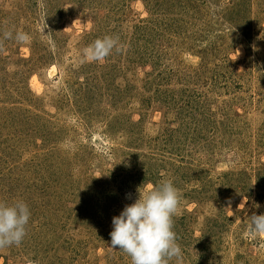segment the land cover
<instances>
[{
  "label": "rangeland",
  "instance_id": "rangeland-1",
  "mask_svg": "<svg viewBox=\"0 0 264 264\" xmlns=\"http://www.w3.org/2000/svg\"><path fill=\"white\" fill-rule=\"evenodd\" d=\"M129 153L178 189L168 264H264V0H0V203L31 212L0 264H131L113 218L153 184Z\"/></svg>",
  "mask_w": 264,
  "mask_h": 264
},
{
  "label": "clouds",
  "instance_id": "clouds-1",
  "mask_svg": "<svg viewBox=\"0 0 264 264\" xmlns=\"http://www.w3.org/2000/svg\"><path fill=\"white\" fill-rule=\"evenodd\" d=\"M11 37V32L4 33L5 39ZM15 39L27 43L30 37L18 31ZM113 50H122L119 38L105 36L86 47L83 56L89 62H99ZM139 193L135 203L125 206L121 214L113 218L110 247H118L130 256L131 264H168L173 258H180L182 250L173 230V217L177 214L180 198L173 181L163 180ZM30 216V208L23 200L0 203V249L22 243ZM250 219L251 231L264 234V214H253Z\"/></svg>",
  "mask_w": 264,
  "mask_h": 264
},
{
  "label": "trees",
  "instance_id": "trees-1",
  "mask_svg": "<svg viewBox=\"0 0 264 264\" xmlns=\"http://www.w3.org/2000/svg\"><path fill=\"white\" fill-rule=\"evenodd\" d=\"M242 5V4H241ZM239 5V6H241ZM112 128H115L114 126ZM114 130V129H113ZM114 151H118V152H122V156H124V150L123 149H120V150H117L119 148H112ZM132 152V151H130ZM116 153V152H115ZM129 158H132V160L134 161L135 165L137 167H139L137 173H136V177L135 175H132V174H128V177L126 178V182H132V186L134 188V190H138L142 185L144 184H153V186L157 185V180H160V178H162L161 176V171H159V168L157 170H154V166H158V164L156 163L157 162V159L154 158L156 156H152L151 158L148 157L149 161L148 163H145V161H138V155L136 153H129L128 154ZM147 156V155H145ZM120 163L121 162V159H118L117 162H116V154H115V160L112 162L110 161L109 162V165H110V168H109V176L108 177H111V176H115L117 175L118 173H122V170L121 168H124V165H121ZM262 165H264V163H262ZM130 173V172H128ZM106 177V178H108ZM128 184V183H126ZM207 187L205 186L204 189H206ZM211 188H216L214 186H211ZM194 190V189H193ZM201 190V189H200ZM195 191V190H194ZM247 197V196H246ZM110 198V197H109ZM249 198V197H247ZM75 220V219H73ZM49 227H52L53 223H49ZM57 224H60L61 227L65 226L63 225V223H57ZM42 224H40L41 226ZM44 225V224H43ZM58 240V238H57ZM56 242V241H55ZM63 242L59 243V246L61 247Z\"/></svg>",
  "mask_w": 264,
  "mask_h": 264
}]
</instances>
